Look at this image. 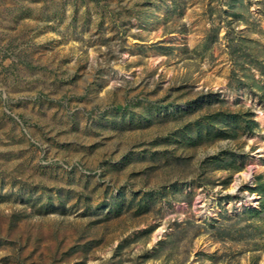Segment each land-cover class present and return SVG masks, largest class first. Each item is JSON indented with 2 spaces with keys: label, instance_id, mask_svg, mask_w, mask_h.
I'll return each mask as SVG.
<instances>
[{
  "label": "rangeland",
  "instance_id": "374dc122",
  "mask_svg": "<svg viewBox=\"0 0 264 264\" xmlns=\"http://www.w3.org/2000/svg\"><path fill=\"white\" fill-rule=\"evenodd\" d=\"M263 91L264 0H0V264H264Z\"/></svg>",
  "mask_w": 264,
  "mask_h": 264
},
{
  "label": "trees",
  "instance_id": "16d2710c",
  "mask_svg": "<svg viewBox=\"0 0 264 264\" xmlns=\"http://www.w3.org/2000/svg\"><path fill=\"white\" fill-rule=\"evenodd\" d=\"M248 51V50H245ZM237 52L240 56H242L241 50L237 49ZM240 52V53H239ZM247 62L251 63V60H253V53L251 51H248V53H245ZM260 99L262 102H264V91L263 94H261ZM218 99V96H212L210 103H208V107L211 105V102ZM242 120L241 118H243ZM242 120V121H241ZM216 121L221 122L222 124H214ZM244 123L246 124L247 130L252 129L253 121L249 119L248 117H245V114L243 112H234V111H220V110H213L209 115H206L205 118L202 120H195L194 126L196 129V133L193 135L192 138L188 139V142L193 145L198 142H203L206 137L210 138H226V139H235L237 138V128L242 127ZM228 126V127H226ZM211 160L217 161L220 164H224V166H233L234 161L226 162L224 161V157L219 158L217 156L210 157ZM257 180V187L255 189V192H257L260 196V209L259 210H249L248 214L253 215H259L264 211V177L258 176L256 177ZM228 183V182H227ZM141 203L139 207H141ZM211 259H214L213 256H210Z\"/></svg>",
  "mask_w": 264,
  "mask_h": 264
}]
</instances>
